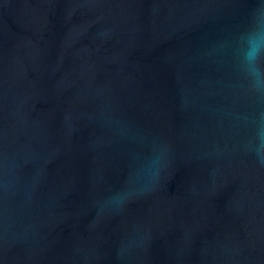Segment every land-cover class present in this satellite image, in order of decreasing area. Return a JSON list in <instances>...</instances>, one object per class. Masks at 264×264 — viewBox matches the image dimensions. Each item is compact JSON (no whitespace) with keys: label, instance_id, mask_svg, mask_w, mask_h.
I'll return each instance as SVG.
<instances>
[{"label":"water","instance_id":"water-1","mask_svg":"<svg viewBox=\"0 0 264 264\" xmlns=\"http://www.w3.org/2000/svg\"><path fill=\"white\" fill-rule=\"evenodd\" d=\"M0 264H264V0H0Z\"/></svg>","mask_w":264,"mask_h":264}]
</instances>
